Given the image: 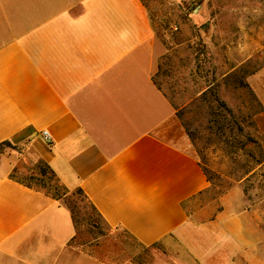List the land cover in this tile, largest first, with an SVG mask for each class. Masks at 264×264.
<instances>
[{"label":"crops","instance_id":"obj_1","mask_svg":"<svg viewBox=\"0 0 264 264\" xmlns=\"http://www.w3.org/2000/svg\"><path fill=\"white\" fill-rule=\"evenodd\" d=\"M162 51L141 0H0V142L32 147L111 228L158 246L155 264H264L253 216L204 202L209 179L156 80ZM248 84L264 112V66ZM13 168L1 160L0 264H116L73 246L70 210Z\"/></svg>","mask_w":264,"mask_h":264},{"label":"rangeland","instance_id":"obj_2","mask_svg":"<svg viewBox=\"0 0 264 264\" xmlns=\"http://www.w3.org/2000/svg\"><path fill=\"white\" fill-rule=\"evenodd\" d=\"M141 2L163 45L157 83L175 100L193 155L209 179L204 202L221 206L225 199L233 210L249 212L263 230L264 112L248 77L264 66V0ZM15 146L1 160L13 163L17 179H28L47 163L32 147ZM80 207L73 246L97 250L116 264L161 259L158 246L141 247L86 204ZM88 216L94 227L82 220Z\"/></svg>","mask_w":264,"mask_h":264},{"label":"trees","instance_id":"obj_3","mask_svg":"<svg viewBox=\"0 0 264 264\" xmlns=\"http://www.w3.org/2000/svg\"><path fill=\"white\" fill-rule=\"evenodd\" d=\"M15 147L16 146L9 140L0 142V162L1 156L4 154L5 149H15ZM15 172L16 167L14 166L13 171L10 175L11 179L17 181L18 183L28 188L44 192L53 199L60 201L64 206H66L70 210L76 229V235L73 238L72 242H74V240L78 236L79 226L81 225V219L79 217V208H81V203H84L89 206L94 213H96L100 218H102L97 208L87 197V195L83 192V190L77 189L74 190V192L70 193L71 190H69L60 182V180L55 175L54 171L50 168L47 163H41L37 165L34 169H32L29 173L28 179L26 180L17 179L14 175ZM82 220L87 221V224L91 227L95 226L94 221L92 223L90 222L92 220L89 216Z\"/></svg>","mask_w":264,"mask_h":264},{"label":"built area","instance_id":"obj_4","mask_svg":"<svg viewBox=\"0 0 264 264\" xmlns=\"http://www.w3.org/2000/svg\"><path fill=\"white\" fill-rule=\"evenodd\" d=\"M43 135H44V137L46 138V140L48 141V143H50V142H51V137H50V135H49L47 132H44Z\"/></svg>","mask_w":264,"mask_h":264}]
</instances>
